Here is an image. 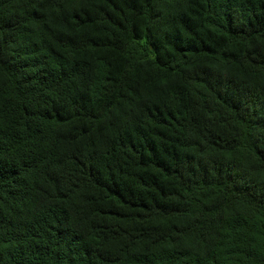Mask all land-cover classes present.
<instances>
[{
	"label": "trees",
	"instance_id": "obj_1",
	"mask_svg": "<svg viewBox=\"0 0 264 264\" xmlns=\"http://www.w3.org/2000/svg\"><path fill=\"white\" fill-rule=\"evenodd\" d=\"M0 264H264V0H0Z\"/></svg>",
	"mask_w": 264,
	"mask_h": 264
}]
</instances>
